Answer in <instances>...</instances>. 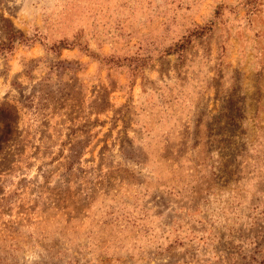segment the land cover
<instances>
[{
    "label": "rangeland",
    "instance_id": "374dc122",
    "mask_svg": "<svg viewBox=\"0 0 264 264\" xmlns=\"http://www.w3.org/2000/svg\"><path fill=\"white\" fill-rule=\"evenodd\" d=\"M0 264H264V0H0Z\"/></svg>",
    "mask_w": 264,
    "mask_h": 264
},
{
    "label": "trees",
    "instance_id": "16d2710c",
    "mask_svg": "<svg viewBox=\"0 0 264 264\" xmlns=\"http://www.w3.org/2000/svg\"><path fill=\"white\" fill-rule=\"evenodd\" d=\"M16 35H19V36H23V34L22 33H17V34H14V36H12L11 38H13V41H14V39H15V36Z\"/></svg>",
    "mask_w": 264,
    "mask_h": 264
}]
</instances>
